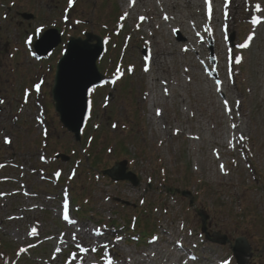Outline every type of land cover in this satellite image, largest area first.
I'll use <instances>...</instances> for the list:
<instances>
[{
	"label": "rangeland",
	"instance_id": "obj_1",
	"mask_svg": "<svg viewBox=\"0 0 264 264\" xmlns=\"http://www.w3.org/2000/svg\"><path fill=\"white\" fill-rule=\"evenodd\" d=\"M194 1L181 0L174 9L172 0H137L129 12V0H12L9 17L0 14V161L25 167L7 166L0 174V264H76L72 238L91 249L85 255L91 264L125 258L157 264L160 257L173 264H237L232 246L239 237L253 247L251 264H264V23L255 25L249 1L237 18L222 10L224 0L212 18L204 0ZM256 1L264 10V0ZM161 9L174 24L157 23ZM17 11L38 15L29 33L59 25L109 42L100 60L108 79L91 90L81 142L60 123L51 96L65 46L36 60ZM69 14L73 30L64 22ZM181 20L202 32L193 51L185 50L189 35L176 28ZM207 80L230 89L218 97ZM152 95L161 98L155 108ZM239 122L242 135L233 129ZM57 153L70 163L54 162ZM95 159L100 164L93 171ZM122 160L141 179L139 188L101 175ZM43 170L63 176L62 184L47 183ZM8 175L9 184L1 179ZM177 189L193 192L194 207L173 194ZM198 210L209 215L208 232L227 235L230 244L206 239ZM142 230L153 236L137 240Z\"/></svg>",
	"mask_w": 264,
	"mask_h": 264
},
{
	"label": "water",
	"instance_id": "obj_2",
	"mask_svg": "<svg viewBox=\"0 0 264 264\" xmlns=\"http://www.w3.org/2000/svg\"><path fill=\"white\" fill-rule=\"evenodd\" d=\"M46 36L47 34L39 44H36L41 55L51 51L59 43L50 40ZM89 39L99 40L91 35H89ZM89 39L86 41L78 39L70 42L67 54L58 64L55 86L52 92L56 110L60 113L63 123L77 136H79L87 114L89 89L99 84L103 79L96 64L103 52V46L101 42L98 45L91 46L89 45ZM46 42L48 43L47 47ZM105 174L115 181L129 180L135 186L139 185L137 177L127 172L126 163L117 164L113 169L106 171ZM183 195L191 197L192 205L194 200L191 194L184 192ZM199 215L202 217L203 230L206 231L208 216L203 211H200ZM213 237L212 241L221 245L229 242L227 236L220 233H215ZM233 251L238 264H249V259L252 258L253 254L252 248L245 238L236 240Z\"/></svg>",
	"mask_w": 264,
	"mask_h": 264
},
{
	"label": "bare ground",
	"instance_id": "obj_3",
	"mask_svg": "<svg viewBox=\"0 0 264 264\" xmlns=\"http://www.w3.org/2000/svg\"><path fill=\"white\" fill-rule=\"evenodd\" d=\"M129 1L132 5V8H135L136 2L133 0H129ZM141 1L142 0H140V2ZM180 1L181 0H172V3H171L172 8L176 9L177 5L181 6L182 3H180ZM224 1H227V0H224ZM248 1L251 3V5H250V9H251L250 15L251 16L250 17L253 19L255 25H258L261 22L264 23V10L261 8L259 10H257V8H256L257 1L256 0H229L228 1L229 4L226 5L225 7H222V10L225 11L226 14H229L231 16V18H237L241 9L244 8L246 5H248ZM186 2L189 5H195L196 4V2L194 0H186ZM212 2L218 3V0H212ZM158 6L161 7V3L159 1H158ZM168 7H170V5ZM210 7H211V4H210ZM129 10H131V8ZM213 10L216 11V7H213ZM161 12H162V14L160 17L159 16L157 17L156 13H155L154 17H155L157 23H159V21H160L159 19H162V21H165L167 24H170V25L175 23L173 21V19L171 18V15H169V13L167 11L161 9ZM258 14H259V16H258ZM166 16H167V19H165ZM169 19L172 20V23L168 22ZM219 22H220V20H219ZM176 28H178V30H182V31L186 32L190 37L189 40H191V41H188L189 48H186V50H188V51L195 50L196 44H197L196 39H199L201 37V35L199 33H202L199 30L197 24L190 22V21L181 20L179 23L176 24ZM224 28H228L227 24L224 26ZM215 31H216L215 28H211L209 35L214 36V38H215ZM204 32L207 33V30H205ZM215 40L218 43L216 38H215ZM263 48H264V46H263ZM219 49L223 52V56H222L223 59H221V60H224V57L227 53L223 49H221V48H219ZM263 72H264V68H263ZM262 77L264 79V75H262ZM206 85H207L208 90H209V88L210 89L216 88V91L214 94H216L218 97L222 96V94H224L227 89H230V84H227V82L225 83L224 81L220 82L219 84L211 85L210 81L207 80ZM152 96H153V98L151 99L152 108H155L156 105L158 104V102H160L161 98L159 99V98L155 97V95H152ZM215 105H219V102H215ZM239 124H241V122H239L238 125L235 126V130L238 131L240 133V135H242ZM230 141H231V138H230ZM87 231H88V229H87ZM90 234L97 236V234L94 231H90ZM72 244L77 249V251H79V252H77V255H78L77 264H90L89 259L84 256V253H86L87 251H89L91 249L85 248L84 244H81L80 240H77L74 238H72ZM145 262L146 261L139 262L138 264H143ZM106 264H115V263L110 261V262H107ZM121 264H136V263H133L130 259L125 258L122 260ZM157 264H173V263L170 260V258H166V260H163V257H160L157 261Z\"/></svg>",
	"mask_w": 264,
	"mask_h": 264
},
{
	"label": "snow or ice",
	"instance_id": "obj_4",
	"mask_svg": "<svg viewBox=\"0 0 264 264\" xmlns=\"http://www.w3.org/2000/svg\"><path fill=\"white\" fill-rule=\"evenodd\" d=\"M256 8H257V10H259L260 9V5L259 4H257L256 5ZM141 19H143V18H141ZM165 19H167V16L165 17ZM175 31V30H174ZM243 46H247V45H243ZM186 50V49H185ZM165 94H167V89H165ZM0 103H3V101H0ZM237 103H239V102H237ZM225 105H227V101L225 100ZM157 114L159 115L160 114V112H159V110H157ZM233 127H235V125H233ZM221 167H223V166H221Z\"/></svg>",
	"mask_w": 264,
	"mask_h": 264
}]
</instances>
